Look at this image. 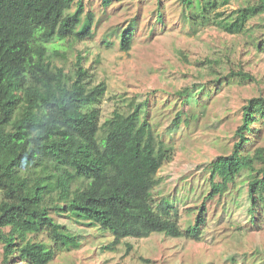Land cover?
Segmentation results:
<instances>
[{"label":"trees","instance_id":"1","mask_svg":"<svg viewBox=\"0 0 264 264\" xmlns=\"http://www.w3.org/2000/svg\"><path fill=\"white\" fill-rule=\"evenodd\" d=\"M116 1L123 0L101 4L109 8ZM181 2L189 11L194 34L216 27L250 35L253 44L264 49L249 26L264 14V0L232 11L225 7L233 0ZM84 10V0H0L3 264H50L60 250L79 248V234L56 215L111 231L115 239L106 246L109 249L125 237L145 238L154 232L199 240L206 223V199L225 194L243 171L250 174L248 211L257 219L259 202H264V146L258 145L264 131V96L252 97L243 106L232 150L208 164L211 191L194 223L183 229L177 208L167 199L153 207V190L161 183L157 174L172 156L143 104L133 101L131 110L116 109L102 122L97 104L108 90L106 82L90 83L81 53L74 74L55 65L48 54V43L57 37L81 41L91 35L89 25L80 31ZM134 27L131 23L118 32L125 52L132 48ZM181 93L186 102L192 97L189 89ZM43 232L48 233L47 240L37 238Z\"/></svg>","mask_w":264,"mask_h":264},{"label":"rangeland","instance_id":"2","mask_svg":"<svg viewBox=\"0 0 264 264\" xmlns=\"http://www.w3.org/2000/svg\"><path fill=\"white\" fill-rule=\"evenodd\" d=\"M84 1L80 31L89 25L91 35L81 41L57 37L48 43V54L55 65L74 74L81 53L90 83L106 82L108 90L97 104L102 122L116 109L131 110L133 101L143 104L172 156L157 174L161 183L153 190V207L167 199L177 208L183 229L188 228L212 188L208 164L231 152L243 106L252 97L264 96V49L250 35L216 27L194 34L181 0H123L109 8L101 0ZM257 1L233 0L225 9ZM131 23L132 48L125 52L118 32ZM249 26L264 44V14ZM239 72L251 78L245 80ZM185 89L192 96L187 102L181 93ZM258 145L264 146V131ZM249 177L243 171L225 194L206 199L199 240L154 232L145 238L125 237L109 249L115 239L111 231L55 214L79 234L81 246L60 250L50 264H264V202H259L254 220L248 211ZM37 238L47 240L48 233ZM3 258L0 245V264Z\"/></svg>","mask_w":264,"mask_h":264}]
</instances>
